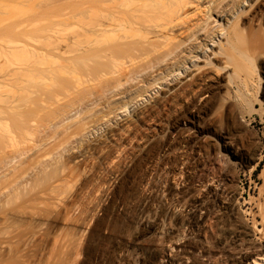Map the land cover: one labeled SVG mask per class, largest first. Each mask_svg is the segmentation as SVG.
Returning a JSON list of instances; mask_svg holds the SVG:
<instances>
[{
    "label": "rangeland",
    "instance_id": "1",
    "mask_svg": "<svg viewBox=\"0 0 264 264\" xmlns=\"http://www.w3.org/2000/svg\"><path fill=\"white\" fill-rule=\"evenodd\" d=\"M4 1L8 2V7L10 3L15 5L16 2L2 0L4 5ZM248 7L249 4L246 5ZM5 8L3 9L6 11L10 10L8 14L21 10L15 7L11 8L13 11L10 7ZM18 13L19 15L14 12L17 15L14 18L10 15L9 21L24 14L23 11ZM254 13L246 14L244 36L247 41L246 37L243 39L247 45L242 42L244 47L247 46L245 54L249 52L252 58L260 56L257 64L261 78L258 75L252 76V80L257 77L255 81H250L254 85L243 88L241 80L245 74L240 72L243 75H238L242 78H235V85L229 87L226 75L230 74V69L225 72L204 67L199 74L203 86L201 92L186 86L187 90L195 92L184 91V87L167 94L169 87L159 88L156 90L159 93L149 94V100H144L136 110L131 109L125 116L119 117L118 121L113 114L109 115L110 109L116 105H111L112 108L104 107L94 115L89 114L91 107H85L87 101H79L81 107L78 103V109L72 107V110L75 108L73 112L69 109L71 114L68 112V115L72 118L64 125L60 124L62 126L57 130L60 131L57 138L39 148L40 150L32 151L34 154L29 152V156H33L27 161V165H23L24 172L21 171L23 167H19V173L23 172L24 175L32 171L28 175L26 173L25 177L32 176L24 178V184L20 180L16 181L20 183L15 189L11 182L24 177L18 172L16 179L11 176L13 180L9 179L10 183L8 180L4 181L7 178L0 180V189L4 191L1 194L0 190L3 195L0 197V264H194L195 260L204 264H230L232 254L225 248H232L238 239H244V232L254 237V244L247 253L260 250L257 252L258 256L250 262L264 264V253L261 251L264 248V89L258 90L260 93L257 92V100L254 98L257 86L264 88V7L261 5ZM3 15L6 16L7 12ZM226 17L227 12L220 13L214 31L224 26ZM43 22L47 24L46 19ZM75 30V27H71L64 34L72 37ZM199 39L203 42L206 40L204 34ZM220 39L224 41V37ZM216 47L217 45L214 49ZM241 49L243 50L242 45ZM192 53L193 51L188 52L186 57ZM211 53L212 50H209L208 56ZM200 56L197 64L202 67L205 58L204 54ZM211 60L216 63L220 59L211 56ZM7 69L10 68L0 70L1 73L4 71L0 73L4 76L0 77L3 85L9 83ZM196 69L198 68L193 67L179 79L187 77ZM167 70L169 69L164 74L169 73ZM149 77L150 74L145 79ZM84 79L77 85L79 90L84 86L80 87L86 81ZM258 80H261V84ZM254 82H257V86ZM173 84L170 83L169 86ZM238 88L243 93H251L250 96L246 93L243 95L251 98H248L253 102L251 110H247L248 106L241 103L242 95L241 92L238 93ZM128 89L131 88L121 92L124 94ZM74 90L71 91L75 94ZM64 99L70 100L69 97ZM77 102L78 100L75 104ZM188 106L192 112L188 110ZM141 107L147 111H139L142 110ZM197 109L202 112L197 113ZM78 112L83 113L81 117L87 116L79 121ZM191 113H197L198 117H189ZM106 114L108 115L105 117ZM148 114L151 115L147 116ZM107 119H110L108 123ZM56 120L53 124L60 122ZM121 121L125 125L116 129L123 125ZM127 122L129 127H126ZM109 123L111 125H106ZM115 123L118 125L114 128ZM68 125L70 127L66 130ZM81 150L89 152L85 157L74 160L73 157ZM44 155L45 161L50 160V165H45L48 169L40 164L35 165ZM31 159L37 161L32 162ZM173 186L182 190L189 189L191 193L168 195L166 187ZM223 186L227 190L226 194L221 192ZM230 191L232 194L227 195ZM210 192H217L220 196L207 214L200 213L208 219L204 226L193 231L187 226L183 227L187 244H201L209 251L203 257L192 248L193 254L184 255H188V258H178L181 253L176 249H169V242L163 239L155 243L149 227L141 223L143 218L157 217L164 226L178 227L181 222L173 217V213L193 210L195 202L201 196H210L207 201H211ZM246 202L251 205L247 206ZM229 206L235 208L238 218H248V223H242L240 219L234 221L227 210ZM248 208L252 209V216H245L241 211ZM254 218L255 224L252 221ZM239 230L242 232L237 234ZM133 254L139 256L136 263L131 259ZM256 259L259 260L258 263H255Z\"/></svg>",
    "mask_w": 264,
    "mask_h": 264
},
{
    "label": "bare ground",
    "instance_id": "2",
    "mask_svg": "<svg viewBox=\"0 0 264 264\" xmlns=\"http://www.w3.org/2000/svg\"><path fill=\"white\" fill-rule=\"evenodd\" d=\"M0 1L2 2V0ZM62 1L63 3L61 4L60 2ZM250 2V0H16L14 2L15 5L10 4L14 5L15 8L21 9L20 11H23L24 14H20L19 18H15V21L13 20L12 22L9 21L12 15L14 18V16L19 15L18 12L20 11L18 9V12L13 11L11 8L14 7L9 4L13 13L8 14L10 10L6 11L3 9L6 6V8H9L8 2L4 1L5 5L2 2L0 4V59H2L0 60V70H5L8 67L10 69H7L8 85L5 84V86L1 84L2 82L0 83V180L6 178L4 181L13 180L20 166L23 167L20 170L24 172L25 167L23 165H27V161L33 156H29V152H36L39 148L46 146L52 139L55 140V137L59 134L58 132H60L57 130H60L58 128L62 126L60 124L63 123L64 125L65 122L70 121L69 118L71 116L69 117V115L72 107L75 106L76 108V106L85 101H87L88 105H85V107H91L92 109V112H89L90 115L91 113L94 115V113L100 112L104 107L108 108L111 105H116L115 107L111 106L114 109H110L109 115L113 114L114 119L118 121L119 117L122 118L131 109L134 110L139 107L138 105L144 103V100H149V94L158 92L156 90L159 88L169 87L167 88V94L173 90L184 89V87L186 89L184 91L196 89L201 92V87L203 86L200 83L202 79L199 74L204 67H213L225 72L230 69V74L226 75L229 87L230 85H235V78H242L238 74L244 73L245 75L242 74L244 78H242L241 84L243 88L250 87V84H253L250 81L253 82L254 79L259 77L257 62L260 56H257L258 58L255 57L257 58L255 60L249 52L245 54V51H247V37L244 36L246 14L248 12L254 13L261 5L264 7V0H253ZM212 3L213 5L211 6ZM247 4H249L248 8H246ZM26 7L27 10H24ZM5 12H7V18L3 15ZM225 12H227V17L224 26L214 31L220 13ZM43 19H46L47 24L46 22L43 24ZM5 22L9 23L5 24ZM71 27H75L76 30L73 36L69 37L64 32ZM202 34H204L206 39L204 42L199 39ZM222 37H224V41L219 40ZM244 37H246V41H244ZM242 42L246 44V47H244ZM215 45L217 47L214 49ZM209 50H212L211 56H214V59H220L216 60L218 62L215 63L214 60H211V56H208ZM191 51L193 53L186 57L187 53ZM261 53L263 54V52ZM201 54H204L205 61L203 62L204 65L199 67L197 61L201 58ZM259 55L261 54L259 53ZM193 67L198 69L190 72L187 77L179 79L181 75L186 74ZM160 68L169 69L167 70L169 73L164 74L165 70H160ZM148 74H150V77L145 79ZM254 75L258 76L252 80ZM0 77L4 76L0 75ZM188 77L190 79H187ZM83 78L86 81L84 84L82 82L80 87L84 86L79 90L78 84ZM260 81L259 83L261 84ZM170 83L174 84L169 86ZM254 83L257 86V82ZM186 86L188 88L191 87V89L187 90ZM260 87L258 85L257 90L255 91L254 89L256 95L252 93L255 95L254 98L256 100L258 99L256 97L257 94L260 93L258 90L264 89ZM127 88L131 89H128L123 94L121 91ZM71 90L76 91V96ZM132 92L135 93L133 94ZM192 92H195V90ZM240 92L239 89L238 93L240 94ZM238 93L236 94L238 95ZM245 93L241 92L242 98L241 95L238 96L241 98V103L248 106L247 110L249 108L251 110L253 108L251 103L253 102L249 101L251 98L248 97V99L246 97L247 95L250 96L249 94L251 93L247 94V92V95L243 96ZM67 94H70L72 99ZM61 95L65 97L61 98ZM66 96L70 100L64 99L67 98ZM125 99L127 100L123 101ZM76 100H78L77 104H75ZM103 103L104 105H102ZM187 108L189 110V106ZM180 110L182 109L180 108ZM200 111H197V113ZM197 113L196 115L191 113L189 117L196 118L198 117ZM78 114L75 115L78 116ZM81 114L78 118L80 119L79 121H82V118L87 116L81 117ZM150 115L148 114L147 116ZM108 117L112 118L111 116ZM189 117L186 118L189 119ZM59 118H61V121ZM186 118L185 121H188ZM56 119L60 122L53 124ZM115 120L114 122H116ZM109 121L110 119L106 123ZM110 123L106 125L109 126L112 124ZM122 123L123 125H119L116 129H120L125 125L124 122ZM82 125L84 126V124ZM113 125L115 128L118 124L115 123ZM69 127L70 125L65 129L67 130ZM126 127H129V125ZM35 149L37 150L34 151ZM86 150L78 151L73 157L74 160L85 157L87 152H89ZM36 156L39 157V155ZM37 158L35 157V159ZM41 158L38 161L34 159L38 162L35 165L40 164L41 167H45L46 164L50 163V160L45 161V155ZM49 158L52 157L49 156ZM34 160L31 159L32 162ZM25 170L27 171V169ZM30 172L32 173V171L26 172L27 175ZM25 174L22 175L24 176L23 178H20L19 175L20 179L15 178L16 180L11 182V185L14 183V189L21 181V183L24 182V178L32 176L25 177L27 176ZM11 176H14L13 179ZM18 180L20 182H16ZM13 187L11 190H13ZM16 187L18 188V185ZM176 187H166L167 194L187 195L191 193L189 189L182 190V188ZM217 187L215 186L216 189ZM9 189L8 192L10 191ZM5 190L7 191V189ZM3 192L0 193L3 194ZM221 192L222 194L227 193L224 186ZM210 193L212 194L211 201H207L210 196H201L195 202L193 210L188 211L186 209L173 213V217L178 218L181 222L178 227L174 225L164 226L157 217L143 218L141 223L149 227L154 235L153 240L155 243L163 239L169 242L167 244L169 249H176L177 252L181 253V255L177 256L178 258H188V255H184L193 254L192 248L196 249L203 257L209 251L201 244H187L183 227L187 226L188 229L193 231L206 223L208 219L202 215L207 214L211 210L212 205L220 196L217 192ZM1 194L0 197L3 196ZM6 194L8 193L6 192ZM230 194H232V191L227 195ZM245 204L247 206L251 205L250 202ZM232 207H227L229 214L233 217L232 219L234 221L240 219L239 221L242 223H248V218H238V213ZM241 211L245 216H252V209L250 208ZM252 221L254 222L255 218ZM256 228L254 225V229ZM241 232L242 230H239L237 234ZM244 234V239H238L232 248H225L226 251L232 254L230 264H252L250 261L258 256L257 252L260 250H257V252L254 250L252 254L247 253L254 244V237L247 232H244ZM155 245L163 246L165 244ZM261 251L264 253V248ZM235 255L239 257H235ZM165 256L167 257V255ZM165 256L163 258H166ZM138 258L137 254H133L131 257L135 263ZM255 261V263H258L259 260L256 259ZM194 264L204 263H199L195 260Z\"/></svg>",
    "mask_w": 264,
    "mask_h": 264
}]
</instances>
